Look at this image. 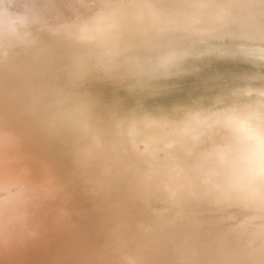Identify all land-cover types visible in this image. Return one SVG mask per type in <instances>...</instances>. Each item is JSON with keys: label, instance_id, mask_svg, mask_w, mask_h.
<instances>
[{"label": "bare ground", "instance_id": "bare-ground-1", "mask_svg": "<svg viewBox=\"0 0 264 264\" xmlns=\"http://www.w3.org/2000/svg\"><path fill=\"white\" fill-rule=\"evenodd\" d=\"M4 1L13 8V13L19 10L29 16L31 9L34 12L44 10L43 19L49 24L44 22L41 30L49 31L57 23L63 31L54 34V39L48 41L45 48H40L38 52L34 51L37 49H33L34 47L33 50L23 48L15 51H9L10 46L5 47L4 51L0 48L4 53L0 52V131L10 136L17 133L15 136L21 137L24 147L17 142L16 145L21 147L18 150L31 155L30 170L35 169L34 165L40 171L44 168L43 175L40 174L38 178L50 185L53 184L50 181H55L58 188H52L58 192L65 189L66 185L59 181L60 176L53 174L52 170L64 175L71 168L78 169L80 165L77 163L84 161L83 151L91 152L98 145V149L104 150L108 156L121 154L131 158L130 151L122 146L118 138H114V122L121 129L125 128V123L127 126L128 123L135 122L143 130L140 135L147 138L145 142L144 138L142 141L141 138L137 139L141 142L139 146L144 150L147 141L153 146L151 151H156L160 149L159 145H164L160 152L166 151L168 141L165 143L163 140L169 138H173L170 141L177 143L176 146H180V149L183 146L182 153L189 152L188 149L193 150L195 146L190 141L193 130L190 129L200 127L195 130L202 133L203 137L198 139L205 144L196 149L199 151L198 156L192 154L188 160L189 157L184 155H170L172 160L182 161L183 157V161L188 160L189 164L186 163L185 166L182 163V166H185L184 169L192 166L190 175L185 176L184 172L187 170L178 172L180 166L173 171L182 173L181 175L175 176L176 172L173 174L171 171L157 173L169 185L175 183L167 190L166 195L164 193L166 205L172 211L166 221L168 224L163 227L168 230L166 232L163 229L164 235L173 237L175 248H179L175 252L180 251L190 264H264V0ZM97 2L105 5L104 8L94 5ZM86 9L95 11L99 21L96 27L100 28L87 37L82 34L75 37L71 28L65 25L63 28L61 21H78L79 14L86 13L82 12ZM10 14L12 13L7 15ZM7 15L2 16L10 20ZM11 18L13 19L12 16ZM87 121L90 122L88 126L94 129L90 134L87 132L88 137L91 134L97 135L98 143L95 136V142L83 137L84 123ZM57 126H64L70 132L75 131L74 140L82 144V151L75 154L74 162L62 159L59 149H64V146L57 139L51 143L49 151L51 153L52 149L57 150L54 153H58L60 160L58 158L59 161L56 159L50 164L46 160L50 153L46 150V145H42V140H46L53 132H58L54 130ZM216 130L219 131L217 138L213 136ZM47 131L50 132L45 133ZM120 131L119 129V134ZM196 131L195 134L198 133ZM209 131H213V134ZM216 144L222 147L216 148ZM0 152V156L5 154ZM153 153L148 150V154ZM95 154L94 156H99L98 152ZM154 155L144 154V159L148 160L142 159L136 164L133 158L131 165L141 169L140 164L157 161L162 167L169 166L165 161L170 159L168 154L153 159ZM92 158L89 159L88 155L86 160L96 157ZM43 160L45 166L37 167V163ZM205 161L212 162L213 167L208 181L205 168L210 166ZM92 163L90 167L87 166L90 172ZM176 163L178 162L175 161L174 165ZM2 168L5 169L6 166ZM85 170L86 165L81 166L77 174L81 175ZM10 173L11 171L3 173L0 170V183H4L1 180L7 178L3 176L7 177ZM73 176L75 175L71 173L68 177ZM9 180L11 182L16 179L9 177ZM26 180L29 178L24 181ZM191 183L196 185L195 188ZM188 184L192 185L193 191L189 190ZM74 192H68L70 198L80 206L84 204L93 213L91 206L86 204V196L80 195L78 191ZM175 195L178 196L176 203L172 197ZM122 200L125 199L122 198L119 203ZM127 203L123 207L116 204L125 210L124 213H129L125 209ZM116 204L112 205L116 207ZM138 209L140 210L137 207ZM55 211L59 222L60 211ZM141 212L144 213L143 209ZM139 216L131 218L136 217L135 221H138ZM155 219L153 217L151 222H155ZM138 228L140 224L134 229L144 231L145 234L150 230L146 231V227L145 230ZM161 228L160 231L158 229L159 233ZM158 232L154 234L158 235ZM144 233L141 237L145 236ZM140 234L134 239H139ZM182 238L185 241L178 242ZM72 240L68 239L67 242ZM77 240L80 242V239ZM78 241L73 244L77 245ZM163 242L160 244L167 243ZM173 246L172 249L170 246L166 248L171 249V255ZM163 250L165 249L160 252H164ZM182 261L186 262L185 259ZM147 262L158 263L156 257L145 263L138 261L139 264ZM169 262L168 264H173L175 261Z\"/></svg>", "mask_w": 264, "mask_h": 264}, {"label": "rangeland", "instance_id": "rangeland-1", "mask_svg": "<svg viewBox=\"0 0 264 264\" xmlns=\"http://www.w3.org/2000/svg\"><path fill=\"white\" fill-rule=\"evenodd\" d=\"M93 3H95V2L93 1ZM94 5H98L102 8H104V6H105L102 3H98V2ZM12 10H13V8L9 4H7L4 0H0V21L3 20V22H1L0 25L5 26V27L0 26V37H1L0 40L2 39L0 41L1 42L0 48L3 51L5 50V47L10 46V49H8L9 51H12V50L15 51V49L21 50L23 48L33 50V49L37 48L34 51L38 52V50L40 48H42V47L45 48V45L47 44V42L50 40H53L54 36L56 34H58L59 32H63L61 29L62 27L60 25H58L57 23H56V25H53L54 22L52 24L53 26L50 28L49 31L41 30V28L44 27V25H43L44 22L49 24V22H47V20L44 21V19H43L44 18V12H43L44 10L34 12L33 9H31L32 11L30 12L29 16L24 15L23 11L19 12V10L14 9V12H15V10H16V12L13 13ZM84 11L86 13L79 14L78 21H76V19L75 20H72V19L68 20L67 19L65 21H61L62 23L60 22L61 25L63 26V28H65V26H67V28L68 27L71 28L72 34L75 37L78 36L79 34H82L83 37H87L89 33L96 30L97 28L98 29L100 28V27H96L97 26L96 24H97V22L99 23V21H98V18H97L95 11H92L90 9L82 10V12H84ZM89 11H91V12H89ZM9 12L12 14L7 15V14H9ZM4 13L7 16H10L9 17L10 20L6 16L5 17L2 16V15H5ZM1 16L4 19L1 18ZM11 16L13 17V19L11 18ZM77 22H79V23L76 24ZM37 27H39V28H37ZM34 28H35V30H33ZM52 29H53V31H51ZM37 31H40V32L37 34ZM67 32L70 33V31H67ZM49 36L52 39L49 38ZM47 38H49V39H47ZM44 40H46V41H44ZM6 41H8V42H6ZM38 43L39 44L41 43V44L38 46ZM1 49H0V52L3 53V51H1ZM88 123L90 124L89 121H87V123H84L85 128L83 129V137H85V138H87L89 136L87 132H89V134H90L92 132V130L94 131V129L92 127L88 126ZM118 123H120V122H118ZM114 125H115V127L113 129L114 130L113 132H116V133H113V134H115L114 138H116V140L118 138V140H120L122 142V146L126 147V149L130 151L131 158L125 157V155H121V154H119V155L118 154H116V155L110 154L108 156L104 150L99 148L101 150L100 151L98 149V145H97V143H98L97 138L98 137H97V135L95 136L94 134H93V136H92V134L90 135V137H92V138L88 137L87 139H90L91 142L93 139V142H95L94 141V136H95L96 141H97V143H96L97 147L95 148V150H92L91 152H86V151L81 152L82 147L80 145H82V144H80V142H78V140H74L76 137V135L74 133L75 131L70 132L64 126H57L54 130H58V132L57 131H56V133L53 132V134H50L51 136L48 135L46 140H42V145H46V150L48 149V153H50L49 150L52 148V147H50V145H51V143H53L55 141V139H57L58 143L60 142L61 145L63 144L64 149L60 148L59 152H61L62 157H63L62 159L64 161L67 160V161L71 162V160H72L74 162L75 161V159H74L75 154H77L78 151L82 153V155H83L82 160H84V161L77 163L80 165L78 167V169L75 170L74 169L75 167L71 168V169H73L72 172L70 171L71 170L70 169L69 171L66 172L67 174H64V175L62 173H60V171H57L59 174H57L56 170H54V171L52 170V172H53V174L55 173V175L60 176L59 181H61V183H63V182L65 183V185H66L65 190L67 192V193L66 192L65 193L67 195H69L68 192L73 193L74 191H78L77 193H79L80 195L84 194L86 196L87 202H88V203L86 202V204H89L91 206L93 213H91V211L88 207H85L88 209H84V204H81V206L78 205L77 202L73 201L74 199L71 200V199L64 198L63 202L62 201L60 202V201H58L59 196L55 195V197H57V201H55V203H52L50 199L48 200V198H46V199L43 198L42 192L40 191L39 187H42V190L44 193H47V192L48 193L49 192L55 193L56 190L53 188L56 187L57 183L55 181L54 182L50 181V183H53V184H51L52 185L51 186L50 184L47 183V181L43 182L42 180H40L38 177L41 176L40 174L43 175L44 168H43V171H40L34 165L35 169L30 170L31 164H32V162H31L32 157H31V155L25 154V151L21 152V150H20L19 161L16 160L17 169L16 168L15 169L18 172L15 170L11 171V170H7L4 168H0V170L3 171V173H5L6 171L7 172L11 171V173H10L11 175H8L7 177L3 176V178H7V179L1 180L4 183H0V202L3 201L5 198L10 197V196L12 197V195L16 194V196H19V197L20 196H27L33 201H39L41 203H45L44 207H46V209L52 210L53 206L55 205L56 210H61V213L58 214L59 218L61 217L59 222L58 221L53 222V220L51 219V217H53V216L50 217V213H49L50 211L48 210V212L44 216H40L41 217L40 220H38L36 218L34 226L25 225L24 221H21V222L17 223V225L14 229L10 230L5 235H4L5 229L0 228V243H1L0 244V264H76L77 260L75 258H76V255L79 254L78 252L86 251L89 249V247H93V246L94 247L95 246L100 247L101 255H99V256L106 259L104 264H112L113 262H115L116 258H119V254H120L119 252L128 251L129 248L128 247H122L121 250L109 252L108 251L109 246H117L118 244H119V246L120 245L122 246V245H125V242H127L126 245L129 244L130 246L133 247V251L137 250L138 254L137 255L135 254V256H132V257H130V255L125 256L126 261H123L120 258V260L123 262V264H139L138 263L139 260H141L145 263L146 260H148V259L152 260L153 257L154 258L156 257L157 262L160 264H164V263L168 264L169 260H170L169 263L174 262V261H175L174 263H176V264L177 263L186 264V262H187V264L189 263L187 258H185V256H183V254L180 251L175 252L179 248L178 247L175 248L176 244L174 242L173 237L170 236L169 234L164 235L165 231L168 232L167 229H164L165 228L164 226L166 225V223H167L166 221H168V219L172 213L170 208L166 205L164 193L166 195L167 190L170 187H172V185L175 183H170V185H169L166 181H163L162 177H160V175L157 173L163 174L164 173L163 171H165V172L171 171L174 174V172H176L175 170L180 166L179 168H182L183 170L182 169L179 170V168H178V170H177L178 172H181V171L184 172V170L185 171L187 170L186 171L187 173L184 172L185 176L190 175L189 171H191L192 166H188V168L184 169V167L187 166L186 163L189 164V161H188L190 159L189 156L192 154L196 156L197 152H199V151H197L198 148L201 147L202 144H205L200 139H198V137L199 138L203 137L202 133L195 130V129H199L200 127H194L192 129H190V130H193V133L190 135V137H191L190 141L192 142V144L195 147L193 148V150L187 148L190 151L189 152L184 151V153H185L184 154V153H182L183 152V146H181V149H182L181 150L180 146H176V145H178L177 143L174 144L173 143L174 141L173 142L170 141L173 138L163 140L165 143H167V141H168V143L165 145L166 151H164V152H160V149H162L164 145H159L160 149L156 150V151L152 150V151H155L153 153L150 149L153 146H152V144H149L150 142L147 143V141H146L145 149L143 150V147L139 146V144L141 142L138 141L137 139L141 138L140 140L142 141V139L144 138V142H145V140L147 138L144 135L143 136L140 135L143 132V130L138 127V124H135V122H130V124L128 123L126 126V123H125L124 129H121L118 126L116 127L115 122H114ZM120 126H122V125H120ZM134 126H136V127H134ZM212 127H213V129H215L214 126H212ZM119 129L121 130L120 134L118 133ZM195 131L198 133L195 134L194 133ZM48 132H50V131H47L45 133H48ZM209 133L213 134V131H209ZM2 134H7V133L3 132ZM85 134L87 136H85ZM218 134H219V131L217 132V130H216L215 133L213 134V136L215 138H217ZM12 135L14 136V138L12 137ZM12 135L10 137H12V139L14 141H16L17 143H20L24 147L23 140L21 139V137L15 136V135H17V133H13ZM126 135H128V136H126ZM123 136H125V137H123ZM194 138H196L197 140ZM133 140H135V141L133 142ZM125 143H126V145H129V146L127 147L125 145ZM2 144H0V151H3L6 153V151L4 149L5 143L2 142ZM147 145H148V147H147ZM133 147H134V149H133ZM215 147L216 148L222 147V145L219 146V144H216ZM156 148H157V146H156ZM97 149H98V151H97ZM187 149L184 148V150H187ZM148 150H149V153L151 152L153 154H148ZM55 151H57V150L52 149L51 153L46 158V160L49 161V164H50V162H52V163L55 162V160L56 159L58 160V158L60 160V156L58 155V153H54ZM97 152H98L99 156H94V154ZM143 152H144V154H147L150 156L155 154L153 159H155V157L156 158L161 157V155H167L168 154V156H170V155H172L171 153L177 154V157H178V155H184L185 157H187V158L189 157V158L185 162V161H183L184 160L183 159L184 157H183L181 159L183 161L182 162V161L172 160V158L170 156V159L167 158L168 161L165 160L167 162V166L169 165L168 167H162V165L157 163V161L156 162L155 161L154 162L148 161L144 165L140 164L141 169H137L136 165H134V167H133V165H131L133 158H134L135 164H136V162L139 163V161H142V159H144ZM2 155H4V154H2ZM84 155H86V156H84ZM88 155H89V159H91L92 157L93 158L96 157V158L95 159L92 158L93 160H89V159L86 160V158H88ZM112 156H113V158H112ZM114 158H115V160H114ZM145 159H147V158H145ZM171 160L173 161V163L171 162ZM113 161H114V163H113ZM165 161H164V163L166 164ZM175 161L178 162L179 164L176 163V165H174ZM91 162H93V163L91 165L92 168H91V172H90L89 168L87 169V166H89L91 164ZM43 163H44V160H43V162H40V163L38 162L37 167L38 166H39V168H41L42 166L44 167L45 164H43ZM108 163H110V164L112 163L111 166ZM182 163L185 164V166L183 165L184 167L182 166ZM206 163H208V162L205 161V164ZM208 164L211 167V168L209 167L210 169L208 168V166L207 167L205 166L206 168L204 167L206 169L207 174H208L206 177V181H208L210 179V174L212 175L211 172H213V169H212L213 167L211 166L212 162L208 163ZM85 165H86L85 172L82 173L81 175L77 174V173H79V168L81 166H85ZM174 168H175V170L173 171ZM81 169L83 170V168H81ZM207 169H209V171ZM156 170H158V171L155 172ZM86 172H88V173H86ZM117 172H118V174H117ZM178 172L175 173L176 174L175 176L182 174V173H178ZM71 173L75 175V176H73L74 179L68 177V176H70ZM15 174H16V177H15ZM154 174H156V175H154ZM85 175L88 178L90 176V178L87 179V177ZM66 176H67V178H66ZM0 177H2V176H0ZM9 177H11L12 180L16 179L17 181L15 180V181L10 182ZM28 178H29V180L24 181L25 179H28ZM18 179L20 181H18ZM83 179L86 180V182ZM64 180H66V182ZM195 180H197V179L195 178ZM12 182H13V184H12ZM188 182H190L189 178H188ZM68 183H70V185ZM112 183H116V184H113L115 186H113ZM155 183H156V185H155ZM44 184L46 187L43 186ZM191 184L193 185V183H191ZM153 185H154V187H153ZM189 185L190 184H188V186ZM192 185H190V187H189L190 191H193V189L195 188L194 186H196L194 184L193 185L194 188H192L191 187ZM155 186H157L159 188L157 189V187H155ZM67 187H68V189H67ZM56 188H58V187H56ZM36 190H38V191H36ZM126 190H128V191H126ZM129 190H130V192H129ZM114 191H116V192H114ZM108 192H109V194H108ZM61 193L62 192L59 191V194H61ZM47 195L49 196V198L54 196L52 193L47 194ZM130 197H132V198H130ZM137 197H138V199H137ZM172 197L176 203V199L178 196L175 195ZM116 198L119 199V201H117ZM122 198L125 199V200H122L123 202L127 203L129 201V203H127L128 206L126 205V207H125V209L129 213H124L125 210L123 208L122 209L120 208L121 206L123 207L126 204V203L123 204L122 201H121L122 204L119 203ZM106 199L108 202L111 201L112 204H116V203L120 204L119 205L120 207H118L117 204H116V207H114L115 205L108 203L107 201H105ZM112 200L116 203H113ZM136 200H138V201H136ZM131 201H133V202H131ZM147 201H148V203H147ZM156 201H157V203L159 202L158 205H157V203H155ZM141 202L143 203V205ZM106 203H108V204H106ZM104 204H106L105 205L106 208H105ZM58 205L60 207H58ZM136 205L138 208H140V210L139 209L137 210ZM140 206L142 207L144 213H142V212L140 213V211H142ZM81 207H83V208H81ZM128 207L129 208L134 207V209H131V210L134 211V213H136L135 211H138L139 213L137 212L136 214H134L130 209H128ZM164 207H166V208L164 209ZM116 208L117 209L120 208V209H118L119 211ZM106 209H110V210H106ZM111 210H113V211H111ZM120 210H121V212L123 211V214L120 212ZM147 210H149V211H147ZM150 210H151V213H150ZM162 210H164V211H162ZM152 211L153 212L155 211V212L153 213ZM159 212H161V213H159ZM131 213H133V214H131ZM152 213H153V215H152ZM128 214H130L131 216H129ZM138 214L140 215L138 217V221H139V218H141L143 216V218H141L139 222L135 221V219H137L136 217H135V219H132L133 218L132 216H137ZM144 214H147L149 217L144 216ZM166 214H167L168 218L166 217ZM151 215H152V217H151ZM158 215H159L160 219L158 218ZM101 217H103V218H101ZM127 217L129 219H132V221L131 220L128 221L129 219ZM153 217L156 218L157 220H159L160 223L155 219V222L152 221L153 222V224H152L151 220H153ZM97 218L99 219L100 226H98V221H96ZM126 218H127V221L125 220ZM124 221H126V222H124ZM163 222H165V224ZM161 223L163 225H160ZM135 224L136 225L140 224V228L143 230H145V227H146V231H147V229H150V230H148V232L145 231L148 237L146 236L144 231L140 232L139 230L134 229L135 227L136 228L138 227V225L136 226ZM95 226H98V227H95ZM155 226L156 227L160 226V227L159 228L157 227L155 229ZM26 228L30 229V232L34 233V239L33 240H25V239L22 240L21 235L23 234V238H24V233H26V230H27ZM140 228H138V229H140ZM152 228L154 231L152 230ZM160 228L162 231L159 233L158 229L160 231ZM64 231L66 233H64ZM136 231H138V232H136ZM155 232H158L159 234L158 235H157V233L154 234ZM162 232H163V234H161ZM134 233H135V235H133ZM138 233L140 234V237L144 233L145 236H142V237H144L143 240H142V237H141V239H140V237H139V239H136V238H138V235H139ZM149 233L151 236L148 235ZM18 234H19V236H18ZM136 235H137V237L134 239V237ZM71 237H73L74 241L71 239ZM116 237H118V238H116ZM132 237H133V239H132ZM66 238H67V240L68 239L72 240L73 243H76V241H78L77 239H80V242L78 241L77 245L76 244L74 245L73 243H71L70 245H68V244L66 245V243L69 242V241L67 242ZM144 239H146V241ZM122 240H123V242L125 240V242L123 243ZM162 240H164V242ZM72 241H70V242H72ZM92 241L94 242L93 244H92ZM165 241L167 243H165ZM184 241H185L184 238L178 240V242H181V243H183ZM162 242L165 243V245H167V246L169 245L170 248L172 247V245H174L173 246L174 250H173L172 255H171V252H172L171 249L172 248L167 250L166 248H169V246L165 247L164 244H160ZM169 242L172 244H169ZM52 243L56 244V245H52ZM78 243H79V245H78ZM89 244L91 246H89ZM158 246L160 248L165 247V248H162V249H165V250H163L164 252H160L162 249L159 250ZM158 250H159V252L155 255L156 251H158ZM165 251H168V252L166 253ZM150 252L151 253L154 252V253H152L153 257H152V255L148 254ZM123 253L124 252H122V254ZM144 253H145V255H144ZM90 254H93V253L90 251ZM124 254H127V253L125 252ZM158 254L159 255L161 254V256H158ZM166 254H168L167 257H165ZM173 254L174 255L177 254V255L173 256ZM149 256L152 258H149ZM171 256H173L174 259ZM169 257H171V259H169ZM175 257H177L178 260H177V258L175 259ZM184 259L186 260V262L182 261ZM110 261L112 263H110ZM149 263H151V262H147L146 264H149ZM158 263H156V264H158Z\"/></svg>", "mask_w": 264, "mask_h": 264}, {"label": "water", "instance_id": "water-1", "mask_svg": "<svg viewBox=\"0 0 264 264\" xmlns=\"http://www.w3.org/2000/svg\"><path fill=\"white\" fill-rule=\"evenodd\" d=\"M12 137L14 138L13 135H12ZM12 137H10L9 134L0 133V144H2V142L5 143L4 149L6 151V153L3 156H0V168L6 166L5 169L14 171L17 169L16 160L19 161L20 150H18V149L20 146L18 147V145H16V141H14L12 139ZM14 149H15V151H14ZM39 189L42 192V197L45 199L48 198V200L50 199L52 203H55V201H57V197H55V195L59 196L58 201H60V202L61 201L63 202L64 198L72 200V198H70V196L66 194L67 192L65 191V189L61 190V192H62L61 194H59L60 190H58V192H55V193L51 192L54 195L51 198H49V196L47 195V194H51V193H48V192L43 193L42 187H39ZM36 191H38V190H36ZM63 194H64V196H63ZM77 199L80 200L81 198H77ZM44 205H45V203H41L39 201H33L27 196H20L19 197V196H16V194L12 195V197L10 196V197L5 198L3 201L0 202V228L5 229L4 235L7 232H9L10 230L14 229L16 227L17 223H19L21 221H24L25 225L34 226L36 218L38 220H40V218H41L40 216H44L49 210V209H46V207H44ZM78 205H80V204H78ZM58 207H60V206L58 205ZM81 208H83V207H81ZM84 209H88V208L84 207ZM55 210H56L55 205L53 206L52 210L51 209L49 210L50 211L49 212L50 217L53 216V217H51L53 222L54 221L56 222L58 219V218H56V215H55L56 211ZM57 211H60L58 214L61 213V210H57ZM101 218H103V217H101ZM97 219H96V221H98V226H100L99 219L98 220ZM98 226H95V227H98ZM18 236H19V234H18ZM21 236H22L21 237L22 240L23 239L33 240L34 239V233L30 232V229L26 230V233H24V238H23V234ZM122 247H128L129 248L128 251H121L120 252V253L126 252L127 254H119V258H116L115 262H113V263L110 261V263H112V264H123V262L120 260V258L123 261H126L124 256L130 255V257H132V256H135V254L136 255L138 254V251L137 250L133 251V247L130 246L129 244L128 245H122V246H119V245L109 246L108 251L109 252L117 251V250L121 249ZM90 251L94 252V253L91 255ZM78 253L79 254H77L76 258H75L77 260L76 264H104L106 261V259L99 256V255H101L99 246L89 247L88 250L83 251V252L80 251Z\"/></svg>", "mask_w": 264, "mask_h": 264}]
</instances>
